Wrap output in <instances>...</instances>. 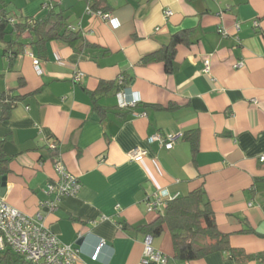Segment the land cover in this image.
<instances>
[{
    "label": "crops",
    "instance_id": "obj_1",
    "mask_svg": "<svg viewBox=\"0 0 264 264\" xmlns=\"http://www.w3.org/2000/svg\"><path fill=\"white\" fill-rule=\"evenodd\" d=\"M51 10L80 35L76 43L42 42L54 17L45 30L0 39L5 202L39 213L62 244L79 248L75 264H141L148 234L137 229L164 213L149 201L201 189L232 252L176 260L166 227L152 247L169 264H264V0H0L14 24ZM180 31L189 44L176 48L170 74L162 62L140 63ZM101 83L114 87L99 91ZM116 86L138 105L119 108ZM2 97L14 101L5 118ZM155 133L196 134L197 150L183 137L170 150L148 143ZM136 148L146 151L137 163L128 158ZM56 157L81 189L49 212ZM0 264L20 262L5 252Z\"/></svg>",
    "mask_w": 264,
    "mask_h": 264
},
{
    "label": "trees",
    "instance_id": "obj_2",
    "mask_svg": "<svg viewBox=\"0 0 264 264\" xmlns=\"http://www.w3.org/2000/svg\"><path fill=\"white\" fill-rule=\"evenodd\" d=\"M59 16V14L51 10L42 21H27L24 24H14L12 20L0 11V39L13 32L19 35L22 31L36 32L39 29H44L50 23V18L54 17L55 23L50 25L47 32L45 31L43 34L44 38H41L42 42L46 40H61L66 44L73 45L80 39V35L65 27V23L61 21V16ZM187 38L188 32L186 31L174 34L167 45L162 46L159 51L142 58L140 63L144 65L150 62H162L164 71L170 74L176 48L179 45L189 44ZM12 47L13 44L9 42L8 48ZM112 87H114V83H101L99 91H108ZM120 89V86H116V91ZM1 104V118H5L13 107L14 101L13 99L2 97ZM183 138L191 140L192 149L194 151L197 150L198 137L196 134L191 137L188 134H183ZM7 171V160L0 150V185ZM164 227L170 232L173 256L176 260L188 262L214 252L227 250L232 252L229 249L228 237L221 234L216 227L212 210L201 189L168 201L162 215H159L153 223L140 226L137 230H143L150 237H157L161 235ZM198 240L203 241L204 244L198 245Z\"/></svg>",
    "mask_w": 264,
    "mask_h": 264
},
{
    "label": "built area",
    "instance_id": "obj_3",
    "mask_svg": "<svg viewBox=\"0 0 264 264\" xmlns=\"http://www.w3.org/2000/svg\"><path fill=\"white\" fill-rule=\"evenodd\" d=\"M169 15V12H167ZM110 24L115 28L117 23L110 20ZM238 27L236 26V29ZM32 63L36 72L40 73L39 60L32 56ZM234 68H242L243 62L233 65ZM204 73H209V61L204 62ZM79 75H77V78ZM119 108H134L139 103L137 96H130L126 90H120L116 94ZM183 134H161L155 133L148 138V143H157L160 147L170 150ZM146 156V151L133 149L128 154L132 162H140ZM264 161V156L260 157ZM54 170L58 176L55 183L47 186L46 193L53 195V199L42 204L49 212L56 208L57 202L61 198L75 197L81 184L75 176L67 172L64 164L59 158L54 159ZM165 191L155 194L154 199L149 201V210H161L166 206L164 200ZM174 199V198H172ZM151 237L147 235L143 241V256L141 264H169L168 257L155 250L151 244ZM104 242H99L91 256L92 261L98 259V255ZM10 252L19 258L20 264H75L79 257V248L62 244L57 236L50 232L43 224L41 215L30 217L19 210L9 206L3 197L0 196V253Z\"/></svg>",
    "mask_w": 264,
    "mask_h": 264
},
{
    "label": "water",
    "instance_id": "obj_4",
    "mask_svg": "<svg viewBox=\"0 0 264 264\" xmlns=\"http://www.w3.org/2000/svg\"><path fill=\"white\" fill-rule=\"evenodd\" d=\"M1 187H2L3 189L5 188V179H2ZM1 192H2V191H1ZM81 242H82V240H79V241L77 242V245H80Z\"/></svg>",
    "mask_w": 264,
    "mask_h": 264
}]
</instances>
